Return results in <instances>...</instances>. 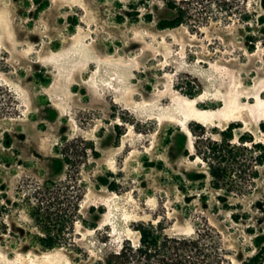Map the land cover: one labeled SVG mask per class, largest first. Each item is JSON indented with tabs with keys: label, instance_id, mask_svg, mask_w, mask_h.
I'll list each match as a JSON object with an SVG mask.
<instances>
[{
	"label": "rangeland",
	"instance_id": "rangeland-1",
	"mask_svg": "<svg viewBox=\"0 0 264 264\" xmlns=\"http://www.w3.org/2000/svg\"><path fill=\"white\" fill-rule=\"evenodd\" d=\"M180 1L0 0V264H94L139 222L209 223L228 264L264 242V166L249 194L216 190L191 129L264 139V49L209 16L161 26ZM46 186L65 208L80 198L61 236L76 245H38L30 200Z\"/></svg>",
	"mask_w": 264,
	"mask_h": 264
},
{
	"label": "trees",
	"instance_id": "trees-1",
	"mask_svg": "<svg viewBox=\"0 0 264 264\" xmlns=\"http://www.w3.org/2000/svg\"><path fill=\"white\" fill-rule=\"evenodd\" d=\"M175 17L163 19V27H176L188 22L193 16H209L218 21L235 22L243 30L249 49L258 46L264 49V0H182L169 2ZM240 126V124H239ZM232 123L215 138L205 125L195 123L196 155L206 164L211 184L216 190H225L235 196H245L253 191L264 166V139H256L245 132L236 139ZM62 196L54 194L46 186L39 197L31 199V215L40 220L44 234L38 245L49 250L61 246L76 245L74 241H62L67 232L64 223L67 210L77 216L80 198L70 200L64 207ZM8 205L0 193V234L8 229L5 220ZM72 223V233L74 231ZM139 233L137 241L125 239L118 248L106 251L102 260L94 264H228L229 253L221 234L209 223L198 227L193 235H174L166 231L162 223L139 222L135 226ZM242 264H264V242H258L254 254Z\"/></svg>",
	"mask_w": 264,
	"mask_h": 264
}]
</instances>
